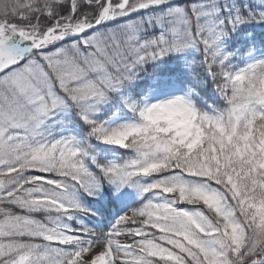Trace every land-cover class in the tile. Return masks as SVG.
<instances>
[{
	"label": "snow or ice",
	"instance_id": "1",
	"mask_svg": "<svg viewBox=\"0 0 264 264\" xmlns=\"http://www.w3.org/2000/svg\"><path fill=\"white\" fill-rule=\"evenodd\" d=\"M0 264H264V0H0Z\"/></svg>",
	"mask_w": 264,
	"mask_h": 264
}]
</instances>
